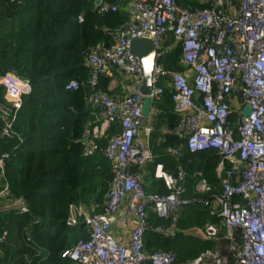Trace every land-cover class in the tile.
<instances>
[{"label": "built area", "instance_id": "built-area-1", "mask_svg": "<svg viewBox=\"0 0 264 264\" xmlns=\"http://www.w3.org/2000/svg\"><path fill=\"white\" fill-rule=\"evenodd\" d=\"M236 1L213 0L210 7L190 10L174 0H129V19L115 34L114 43L86 54L89 83L94 87L87 101L92 109L99 110L105 128L85 131L81 140L83 155L94 152V139L110 123L117 121L121 130L108 139L103 149L112 179L102 211L90 213L83 204L70 206L66 225L74 228L83 224L88 234L87 239H78L63 250L61 255L72 264H174L176 258L171 252L144 251L143 236L150 228L148 210L158 218H175L182 208L196 201L183 197L186 188L182 170L173 176L160 163L155 165L153 177L162 179L169 190L160 194L147 192L141 173L132 169H141L153 159V127L144 122L142 67L129 51L132 37H146L156 48L150 101L159 97L165 86L172 90L173 110L178 118L173 128L164 131L184 139L191 151L215 148L221 156L217 167L221 193L210 203L212 209H218L217 215L226 228L227 253L207 251L186 264H264V0ZM96 6L100 11H115L118 7L105 0H99ZM81 18L80 14L78 19ZM168 32L181 47L184 71L166 70L159 62ZM109 66L130 80L120 98L95 88ZM21 80L26 81L13 71L0 74L7 102V106L0 105V113L5 120L10 117L2 130L5 137L12 135L22 95L31 88L27 81L23 91L13 94L11 86ZM78 87L75 80L64 85L65 90ZM246 105L250 112L243 115ZM231 113L237 115L235 133L228 119ZM169 151L179 154L178 149ZM8 159L9 153L0 155V212L24 214L28 212L26 202L12 196L4 177ZM224 162L230 168L225 169ZM195 188L201 192L210 190L204 179L198 180ZM124 201L132 221L128 240L120 242L113 236L111 224ZM32 221L37 222L34 218ZM154 230L163 235L171 232L161 227ZM201 230L203 239H216L215 224L208 223ZM6 234L4 231L0 241Z\"/></svg>", "mask_w": 264, "mask_h": 264}, {"label": "trees", "instance_id": "trees-1", "mask_svg": "<svg viewBox=\"0 0 264 264\" xmlns=\"http://www.w3.org/2000/svg\"><path fill=\"white\" fill-rule=\"evenodd\" d=\"M95 1L0 0V74L13 71L31 87L22 95L10 137L2 135L10 117L5 120L0 113V155L9 153L4 177L12 196L24 199L28 207L24 214L0 212V238L7 232L0 241V264H72L61 255L63 250L78 239H87L88 234L83 224L74 227L75 232L66 225L71 204H83L90 213L103 209L112 179L103 149L121 128L117 121L110 123L94 139V152L83 155L81 140L85 131L100 125L96 121L99 110L92 109L87 101L94 87L89 83L85 56L91 49L112 45L115 34L128 21L129 12L126 0H105L118 6L115 11H100ZM174 1L190 10L213 4V0ZM163 46L159 58L162 66L183 71L181 47L171 32L166 34ZM70 80L77 81L79 87L65 90ZM109 80L100 75L95 88L111 96L107 90ZM171 95L172 90L165 86L163 93L150 101L153 159L149 162L151 182L144 188L147 192H169L162 179L153 177L155 165L160 163L173 176L182 170L186 188L183 197L196 201L182 208L175 218H158L148 210L150 228L143 241L146 253L171 252L176 258L174 264H186L228 243L218 209H212L210 203L221 193V176L217 172L221 156L215 148L191 151L184 139L164 131L173 128L178 118ZM0 105L7 106L1 85ZM228 119L235 133L237 115L231 113ZM169 149H178L179 154L173 155ZM223 164L225 169L231 166ZM200 179L208 183L210 190L201 192L195 188ZM2 185L0 178V189ZM208 223L218 227L216 239L206 240L191 232ZM155 227L172 231L163 235Z\"/></svg>", "mask_w": 264, "mask_h": 264}, {"label": "crops", "instance_id": "crops-1", "mask_svg": "<svg viewBox=\"0 0 264 264\" xmlns=\"http://www.w3.org/2000/svg\"><path fill=\"white\" fill-rule=\"evenodd\" d=\"M126 1H127V6H128L129 0H126ZM180 64L184 67V70H185L186 68L181 62V59H180ZM104 75L110 78L107 90L111 92V96L115 98L122 97L126 93L127 86L130 80L127 77H125L123 74L118 72L112 66H109L107 68V72ZM152 115H153V109L149 101L148 114L144 115V122L150 123L149 119L151 118ZM96 121H100V125L99 127H95V128L99 130L105 128V123L102 117L100 116V114H97ZM135 171H137L138 173H141L144 185H148L151 182V178H150L151 170L149 168V163H147L143 168L137 169ZM155 179L156 178H154V180ZM89 210L90 209L87 207L88 212ZM131 221H132V216L130 214H127L126 201H124L122 205L119 207V210L116 212L115 220L111 224V232L116 240L120 242H125L128 240V233H129ZM191 232L198 237L202 236V230L199 228H194L191 230ZM216 250L220 252L221 254H226L227 246L219 244L218 247L214 251Z\"/></svg>", "mask_w": 264, "mask_h": 264}, {"label": "water", "instance_id": "water-1", "mask_svg": "<svg viewBox=\"0 0 264 264\" xmlns=\"http://www.w3.org/2000/svg\"><path fill=\"white\" fill-rule=\"evenodd\" d=\"M98 3L99 0H96L95 4L97 5ZM129 51L138 58L141 64L142 82L140 92L145 98H148L152 87V73L155 64L156 48L152 41L146 37H132L129 42ZM249 112L250 109L246 105L242 110V114L247 115ZM169 231H172V228Z\"/></svg>", "mask_w": 264, "mask_h": 264}, {"label": "clouds", "instance_id": "clouds-1", "mask_svg": "<svg viewBox=\"0 0 264 264\" xmlns=\"http://www.w3.org/2000/svg\"><path fill=\"white\" fill-rule=\"evenodd\" d=\"M26 87H27V81L21 80V82L14 83L11 86V91H12L13 94H16V93H18L20 91H23Z\"/></svg>", "mask_w": 264, "mask_h": 264}, {"label": "rangeland", "instance_id": "rangeland-1", "mask_svg": "<svg viewBox=\"0 0 264 264\" xmlns=\"http://www.w3.org/2000/svg\"><path fill=\"white\" fill-rule=\"evenodd\" d=\"M149 101H150L149 98H145L144 99V108H143V114L144 115H147L148 114ZM69 228H71V231L72 232H75V229L73 227H69ZM71 242H72V240H71Z\"/></svg>", "mask_w": 264, "mask_h": 264}]
</instances>
